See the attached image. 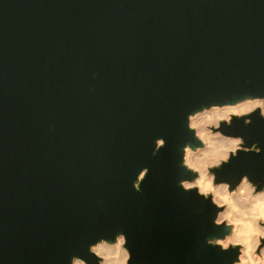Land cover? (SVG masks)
<instances>
[{"label":"water","instance_id":"95a60500","mask_svg":"<svg viewBox=\"0 0 264 264\" xmlns=\"http://www.w3.org/2000/svg\"><path fill=\"white\" fill-rule=\"evenodd\" d=\"M246 98L264 0H0V264H101L90 247L121 235L128 264L239 262L223 209L183 184L191 116ZM261 113L213 128L245 141L215 183L264 187Z\"/></svg>","mask_w":264,"mask_h":264},{"label":"bare ground","instance_id":"6f19581e","mask_svg":"<svg viewBox=\"0 0 264 264\" xmlns=\"http://www.w3.org/2000/svg\"><path fill=\"white\" fill-rule=\"evenodd\" d=\"M256 108H260L262 113H264V98H246L232 104L224 105H214L210 108H206L196 114L192 115L190 118V124H195L197 127L196 133L198 136L202 137L205 141L206 146L198 150H194L190 147L186 148L185 162L189 164L190 167L199 169V175L195 181L191 184L199 187V191H212L216 195V201L225 202L228 207L220 212L218 220L226 218L234 223L231 234L226 236L222 241L227 242L229 239L232 242H243L244 237L241 235L246 232L247 229L243 228L237 221L243 220V215L232 211L234 207L233 200L235 199L237 203L244 199L239 193L243 192L246 195H251V189L242 182L239 184L238 188L234 191L226 190L227 184H215L212 182L211 188H202L201 181L207 185L208 181L212 179L213 175L208 173V168L212 164L219 163L222 159L230 153L228 149L230 148V143L228 138H234L218 133H211L208 129L209 126L217 125L222 120H228L232 115H243L250 113ZM189 184L190 182L185 181L184 184ZM241 207L243 205L241 204ZM260 223V222H259ZM125 242L124 236H119L116 242L109 243L106 241H101L93 246L92 251L97 255L102 254L105 256V262L108 264H126L125 258L128 256V251L122 247ZM256 247L255 238L252 241L251 249ZM264 249V248H262ZM252 250L247 251L244 245V254L240 256L241 264L245 261H255L252 256ZM242 252V251H241ZM264 256V253H262ZM100 256V255H99ZM124 258V261L122 262ZM81 259V258H80ZM264 260V259H263ZM256 262V261H255ZM75 264V260L73 262ZM102 264V263H101ZM257 264V262H256ZM264 264V261L263 263Z\"/></svg>","mask_w":264,"mask_h":264},{"label":"clouds","instance_id":"9594fccd","mask_svg":"<svg viewBox=\"0 0 264 264\" xmlns=\"http://www.w3.org/2000/svg\"><path fill=\"white\" fill-rule=\"evenodd\" d=\"M261 118H264V113L260 114ZM251 123V121L249 122ZM230 143V148L228 151L232 153H239L241 151V146L245 147V141L242 137L237 138H228ZM165 140L163 138H158L155 141V150L154 155L156 152H158L161 148L165 147ZM255 153L259 154L261 149L257 147L256 144ZM215 179V177H212L211 180L208 181L207 185L204 184L203 181H201L202 188H211L212 182ZM239 182H242L243 184H246L251 189V195L248 196L245 193L241 192L239 195L243 196L244 199L240 201L239 203L236 202V200H233L234 207L232 208V211L238 214L243 215V220L237 221L238 224H240L243 228L247 229L246 232H243L241 235L244 237V245L246 247L247 251H251V245L252 241L255 238L256 240V251L258 253H264V249L261 248V244L264 243V225L260 224L259 222L264 221V187H261L260 185L253 183V181L247 176L244 175L240 178ZM135 189L137 191H140L141 189L134 185ZM184 188H189L191 185L185 183L183 184ZM227 191L231 194V187L226 188ZM200 195L202 196H208L207 191H201ZM241 204L243 207H241ZM221 209H223V205L220 206ZM216 223H223L222 220H217ZM232 241L229 239L227 242L220 241L219 243L222 244L223 248L226 250L229 247V244ZM93 246L90 247L89 251L92 252ZM130 258V254H129ZM75 260V264H86V261L80 258H73L72 261ZM72 264V262H71ZM244 264H256L255 261H245Z\"/></svg>","mask_w":264,"mask_h":264},{"label":"rangeland","instance_id":"374dc122","mask_svg":"<svg viewBox=\"0 0 264 264\" xmlns=\"http://www.w3.org/2000/svg\"><path fill=\"white\" fill-rule=\"evenodd\" d=\"M227 121H229V119L227 120ZM218 125L219 124H217V125H212V126H209L208 127V129L210 130V132L211 133H218V134H222L220 131H215L213 128L214 127H218ZM191 127L192 128H194L195 130H197V127L198 126H196L195 124H193V125H191ZM197 134V133H196ZM222 135H224V134H222ZM202 141H203V139H202V137H200V136H198ZM206 146V143H205V141H203V147H205ZM200 148H202V147H199L198 149H200ZM198 149H196V150H198ZM231 153V152H230ZM229 153V154H230ZM229 154L226 156V158H224V159H222L219 163H216V164H212V165H210L209 166V168H208V173L209 174H212L213 175V177H214V174L210 171V168H212V167H215V166H217V165H219L222 161H224V160H227L228 159V157H229ZM186 163V162H185ZM187 164V163H186ZM188 166H189V164H187ZM190 167V166H189ZM192 170H194V171H196V172H198V175H199V169H197V168H194V167H190ZM195 181V180H194ZM214 181V180H213ZM188 182H190L189 183V185H191V187H197V186H195V185H193V184H191V182H193V181H188ZM215 183V182H214ZM215 184H220V185H222V184H225V183H215ZM227 186H228V184H227ZM239 186V185H238ZM238 186L234 189V190H236L237 188H238ZM229 187V186H228ZM190 188V187H189ZM198 189H199V187H197ZM234 190H232V191H234ZM208 192V195L209 194H211L212 196H213V199H214V201L218 204V205H223V210L221 211V212H223L227 207H228V204L227 203H225V202H219V201H216V195L212 192V191H207ZM220 220H222V221H225V222H227L228 224H231L233 227H234V223L233 222H231V221H229L228 219H226V218H222V219H220ZM260 224H262V225H264V221H261L260 222ZM228 236V235H227ZM220 241H222V240H219L218 242H220ZM221 244V243H220ZM237 244H239L240 246H241V250H242V252H241V255H243L244 254V243L243 242H231L230 244H229V246L230 245H237ZM122 247L124 248V249H126V247H125V242L123 243V245H122ZM261 248H264V244H261ZM256 247L252 250V256H253V258H254V260L257 262V264H261V263H263V259H264V256L262 255V253H258L256 250ZM127 250V249H126ZM128 251V250H127ZM100 255V257H101V263L102 264H108L107 262H105V256H103L102 254H99ZM98 255V256H99ZM240 255V256H241ZM128 259H129V253H128V256L125 258V262L124 263H126V264H128ZM124 261V258H123V260H122V262ZM241 259L239 260V262H237L236 264H241Z\"/></svg>","mask_w":264,"mask_h":264}]
</instances>
